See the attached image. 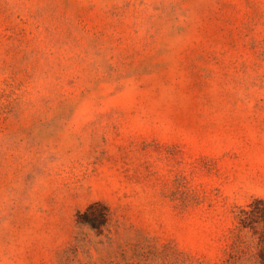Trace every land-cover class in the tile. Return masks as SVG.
Here are the masks:
<instances>
[{
	"label": "rangeland",
	"instance_id": "1",
	"mask_svg": "<svg viewBox=\"0 0 264 264\" xmlns=\"http://www.w3.org/2000/svg\"><path fill=\"white\" fill-rule=\"evenodd\" d=\"M253 197L264 0H0V264H258Z\"/></svg>",
	"mask_w": 264,
	"mask_h": 264
},
{
	"label": "trees",
	"instance_id": "2",
	"mask_svg": "<svg viewBox=\"0 0 264 264\" xmlns=\"http://www.w3.org/2000/svg\"><path fill=\"white\" fill-rule=\"evenodd\" d=\"M91 204L77 214V221L92 228L106 225L107 211L104 207ZM97 210V213H93ZM237 227L246 230L255 240L258 264H264V198L253 197L245 206L238 207L236 212Z\"/></svg>",
	"mask_w": 264,
	"mask_h": 264
}]
</instances>
